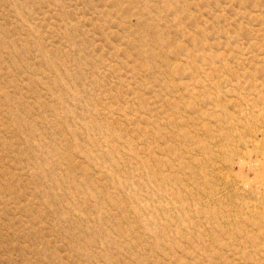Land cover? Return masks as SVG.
Here are the masks:
<instances>
[{
    "label": "rangeland",
    "instance_id": "rangeland-1",
    "mask_svg": "<svg viewBox=\"0 0 264 264\" xmlns=\"http://www.w3.org/2000/svg\"><path fill=\"white\" fill-rule=\"evenodd\" d=\"M0 264H264V0H0Z\"/></svg>",
    "mask_w": 264,
    "mask_h": 264
}]
</instances>
